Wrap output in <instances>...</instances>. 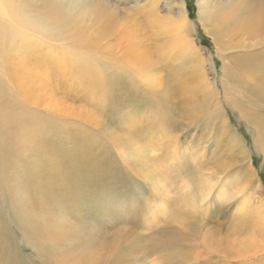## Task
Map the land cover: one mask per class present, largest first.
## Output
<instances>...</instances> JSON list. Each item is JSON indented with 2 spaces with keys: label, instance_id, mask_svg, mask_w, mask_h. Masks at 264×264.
Masks as SVG:
<instances>
[{
  "label": "rangeland",
  "instance_id": "rangeland-1",
  "mask_svg": "<svg viewBox=\"0 0 264 264\" xmlns=\"http://www.w3.org/2000/svg\"><path fill=\"white\" fill-rule=\"evenodd\" d=\"M12 3L35 28L7 37L0 15V264L95 260L113 240L97 264H216L220 241L225 264H264V154L243 116L264 114L245 63L260 30L201 19L199 0ZM179 7L185 50L151 23Z\"/></svg>",
  "mask_w": 264,
  "mask_h": 264
},
{
  "label": "bare ground",
  "instance_id": "bare-ground-1",
  "mask_svg": "<svg viewBox=\"0 0 264 264\" xmlns=\"http://www.w3.org/2000/svg\"><path fill=\"white\" fill-rule=\"evenodd\" d=\"M213 3L214 2L210 0H199L198 11H197L198 17L201 19H204L203 15L205 14L206 18L211 19V21L216 20L218 17L225 18L229 23L234 24V28H237L238 30L243 29L248 33L251 39H256V40L251 41L252 43H255L258 40L256 35L254 34V31L260 30L259 35H262V37L260 38L259 41L260 43H264V33L261 30L264 27V7H260L259 9L258 8L256 9L255 6H253L251 3H248L246 0H225V2H222V3H214V4L219 5L215 7ZM50 5L52 4L48 2L44 3V6H46L45 10L47 13V16H46L47 19L54 18L55 13H56L55 9L51 7ZM68 7L70 9L69 11H66V12L72 11L71 9L76 7V3H72L70 6L68 5ZM101 14L102 13L94 12V15L96 17L101 16ZM0 15L2 16L3 19H5V22H6L5 28L8 31L7 37L8 35H11L12 38H14L22 32H25L26 34H28L29 33L28 30L30 28H35L31 22L27 21L25 18L23 19V16L18 13L15 5L12 3V0H0ZM101 20L105 21V23L109 26L110 23L107 22L108 18L105 17L104 19H101ZM151 23L157 25L160 28V31L162 32L173 33V36L171 37L172 41H168L169 45L178 46L182 48L183 50H185V48L191 47L190 43L188 42L187 35H186V28H188L189 22L186 17V12L184 11L182 7L178 8L177 15L174 17L160 16L156 14L153 17V21ZM217 32L218 31H216V33ZM251 42L248 41L249 46H252ZM96 43H97V40L95 39V45ZM7 45L9 46L10 42H8ZM248 58L249 59L247 61L245 60V63L249 66L251 70L250 72L251 79L254 80L256 83H259L258 88L263 87L264 86V56H262L261 53L258 55L252 54V55H248ZM193 60H196L193 62L194 72L196 74H201V68H200L199 61L196 58H193ZM132 61L135 65H140L138 69L142 73H144L145 70L148 69L145 67L146 59L145 57L142 56V54L136 53ZM224 74H225L224 75L225 82H229L231 83V86H233L232 78L238 75L236 68L235 67L229 68L225 70ZM228 74L232 75V77L230 78L227 77ZM120 94L119 95L117 94V98H120L121 100L122 98H124V96ZM111 95L115 96L116 94H111ZM258 101L264 103V101H261V100H258ZM249 111L253 113V111H251L250 109ZM243 116L247 120V122L251 126H253V129L256 131L257 136H255L256 139L254 140L255 145L264 154V114H258L257 112V113H254V117H252L250 114H247L245 112ZM53 163L54 161H51L52 165ZM57 187H59V185H57ZM30 191L31 190H29V192ZM38 199H39L38 202L34 201V203H31L30 208H32L31 209L32 211L43 209V205L45 206L47 204V201L45 199L44 201H40V197H38ZM35 200H37V198ZM35 207L36 208L38 207V208L35 209ZM44 213L47 214V212H44ZM36 228L38 229V232H43L42 227L36 226ZM173 243L174 241L172 239L171 240L168 239V241L167 240L165 241L164 246L169 248L173 245ZM221 243L223 242L220 241V244ZM110 244L111 246H109ZM114 244L115 242L113 240L108 244V247L106 249L102 247L103 251H101L98 254L99 256L97 257V259L95 260L88 259L84 255H82L81 257L79 255L78 259L76 260L74 264H97V262L99 263L100 260L102 261L104 256L106 257L108 256V259H109V255L113 253ZM220 244L216 246L215 249L214 248H210V249H212L211 251H214L213 253L216 252L215 255L219 259L217 260V263L216 262L215 263L225 264L226 260H223V259L226 258L225 257L226 249L221 248ZM184 255H186V252L184 253ZM209 255L210 253L206 254V257L210 258Z\"/></svg>",
  "mask_w": 264,
  "mask_h": 264
},
{
  "label": "trees",
  "instance_id": "trees-1",
  "mask_svg": "<svg viewBox=\"0 0 264 264\" xmlns=\"http://www.w3.org/2000/svg\"><path fill=\"white\" fill-rule=\"evenodd\" d=\"M187 10H188V13H189V17H192V14H193V6L191 5V3H187ZM205 45V43H203Z\"/></svg>",
  "mask_w": 264,
  "mask_h": 264
}]
</instances>
